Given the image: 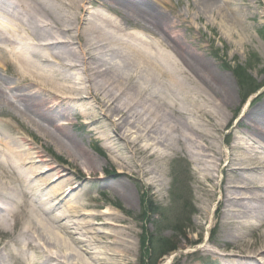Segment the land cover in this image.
<instances>
[{
  "label": "bare ground",
  "instance_id": "bare-ground-1",
  "mask_svg": "<svg viewBox=\"0 0 264 264\" xmlns=\"http://www.w3.org/2000/svg\"><path fill=\"white\" fill-rule=\"evenodd\" d=\"M219 2L194 0L209 15L219 9ZM92 7L103 10L90 12ZM218 15L232 35L225 22L228 15ZM175 18L182 21L179 15ZM174 22L145 0H0V66H11L26 90L0 75V117L14 108L51 142L78 153L80 139L67 134L63 124L78 126L72 121L81 116L86 119L84 129L92 130L90 124L101 121L103 131L96 133L97 138L111 132L133 160L141 157L133 168L117 163L120 170L112 172L113 182L100 176L126 203L135 189L123 178L137 171L146 174V159L157 162L176 152L188 154L203 194L202 225L211 222L209 230L217 228L222 237L216 248L200 249L198 256L216 264H264V102L244 110L232 130L243 126L245 132L232 135L225 154L217 137L230 119L223 106L227 93L223 102L213 101L199 71L208 72L223 87H228L226 79L231 76L212 73L211 60H195L182 47L183 37ZM209 89L213 93L211 85ZM123 98L125 105L120 102ZM208 104L218 107L215 120L206 114ZM136 105L159 113V125L138 121L132 113ZM96 111L101 120H92ZM58 118L67 122L59 125ZM4 129L5 123L0 125V264H130L129 251L119 250L127 230L123 219L107 210L85 212L81 195L68 199L80 182L65 195L70 182L64 178L65 169L49 162L30 140L17 136L19 126L12 127L9 136ZM93 162L96 165L89 166L83 158L81 165L92 170L99 164ZM48 170L53 173L42 175ZM41 181L49 182L42 188ZM83 214L99 223L80 221ZM94 224L106 230L96 231ZM186 260L180 264H192Z\"/></svg>",
  "mask_w": 264,
  "mask_h": 264
},
{
  "label": "rangeland",
  "instance_id": "rangeland-1",
  "mask_svg": "<svg viewBox=\"0 0 264 264\" xmlns=\"http://www.w3.org/2000/svg\"><path fill=\"white\" fill-rule=\"evenodd\" d=\"M146 1L154 2L167 17L175 21L176 30L183 37V41L180 40L182 47L193 53L195 60H211L210 69L212 73L213 70H217L219 73L227 72L230 74L231 79L229 77L226 79L228 87H223L217 83L216 79L211 80L212 76L208 72L199 71L200 75L208 82V94L213 101L223 102L225 98L222 99V96L227 93L228 99L225 100L227 105L223 106H226L224 108L226 113L230 115V119L224 125L217 141L221 145V150L228 154L232 135H242L245 132L243 126L232 130L234 124L242 117L246 108L251 109L264 102L263 87L258 95L250 94L244 103L236 75L232 71L236 65H240L247 69L255 84L264 81V0H219V9L213 10L210 15L206 9L198 8L194 0H164L166 3L164 5H161L158 0ZM87 7L90 6L87 5ZM96 9L103 10L94 7L89 10L93 12ZM218 10L225 16L228 15L225 17L227 19L225 22L232 35H229L220 22L221 17L218 14L221 13H218ZM232 11L233 13H231ZM102 13L108 14L105 10ZM177 15L182 20L181 22L176 21L175 16ZM128 29L136 30L140 35L146 37L145 33L138 28L131 27ZM12 69L8 65L0 66V75L7 81L20 85ZM75 73L77 78H81L79 72L76 71ZM135 79V82L140 86L144 85L141 79ZM210 85L213 87V93L209 89ZM20 88L22 92H26L23 86ZM34 89L37 90L36 87ZM108 97L111 95L105 98ZM120 102L125 105L126 98L121 99ZM247 102L250 104L248 105ZM77 103L79 107L80 100ZM90 104L92 107L95 105L94 102H90ZM13 110L14 108H7L5 110L7 113L0 118V125L5 123L3 133L9 136L11 135V128L19 126L20 130L16 135L30 140L44 157L52 159L50 162L53 165L63 167L68 173L64 178L70 180L69 185L80 182L77 187L78 190L76 187L70 190L69 185H67L63 192L70 190L68 199L71 200H75L81 195V205L85 212L101 213L107 210L123 219L122 225L127 230L124 231L120 239L124 247H119V250L124 254L129 251L126 255L130 264H151L154 260V254H157L156 252L161 249L163 243L160 240L162 239H173L170 243L176 241L177 248L164 254L157 261V264H180L185 259L192 264H216V261L209 257L198 256L200 249L216 248L215 243H220L222 237L217 228L213 231L209 230L212 225L211 222L202 225L204 221L199 215V207L203 194L198 189V173L195 171V165L188 154L176 152L166 159H159L157 162L146 159L143 164L144 169L148 171L146 174H140L137 171L133 177L123 178L125 183L127 182L135 189V196L126 203L120 195L115 194L104 184V179L107 182H113L115 179L112 177V172L120 170L117 163L123 166L127 163L133 168L135 162L141 161V157L138 156L136 160H133L130 151L123 142L111 132L107 134L106 138L104 135L97 138V135L102 134L103 131L101 121L90 124L92 130H85L82 123L86 119L81 116H76L72 122H78L82 126L63 124L67 121L58 118L57 123L65 126L64 130L67 134L80 139L82 147L78 153L73 150L67 151L51 142L50 138L41 130L28 125L27 119ZM8 111H12L14 114ZM206 111V114L212 115L214 120L216 119L214 117L219 114L218 107L213 104H208ZM134 112L137 114L135 118L143 125H159L160 115L155 110L149 108L148 111H142L136 105L132 110V113ZM95 115L92 120L95 118L101 120L102 115L99 111H96ZM107 149L110 150V153ZM115 157L120 159L115 160ZM83 158L89 161V166L96 165L93 159L99 164L95 169L87 170L81 165ZM224 161L225 157L220 163L223 165ZM151 167L155 168L154 172L149 170ZM45 173H53V170ZM102 175L105 176L104 179H101L100 176ZM216 175L218 178L221 176L220 173H216ZM45 185L41 186L44 187ZM217 197L218 193H216L215 198ZM149 202L153 206V211L146 209ZM81 219L82 222L99 223L84 214ZM209 220L211 221V213ZM101 226L100 224L93 225L96 231L98 229L99 231L106 230ZM251 251L248 249L247 252ZM88 257H91V253Z\"/></svg>",
  "mask_w": 264,
  "mask_h": 264
},
{
  "label": "trees",
  "instance_id": "trees-1",
  "mask_svg": "<svg viewBox=\"0 0 264 264\" xmlns=\"http://www.w3.org/2000/svg\"><path fill=\"white\" fill-rule=\"evenodd\" d=\"M237 78L239 87H240V91L242 92L243 98L242 100L246 99V97L252 93L255 92L257 89H259L262 85H264V81H262L259 84H255L254 79L251 77V75L249 74V72L247 71V69L245 67H242L240 65H236L233 70H232ZM151 202H149V204L146 206V209L148 211H153V206L152 204H150ZM162 244L160 251H157V254H154V260L151 264H157V261L164 256V254L172 251V250H176L177 248V242H173V239H162L160 240ZM151 255V254H149Z\"/></svg>",
  "mask_w": 264,
  "mask_h": 264
}]
</instances>
